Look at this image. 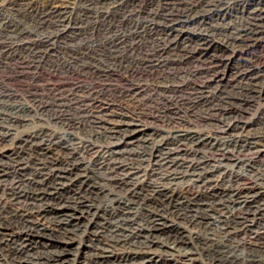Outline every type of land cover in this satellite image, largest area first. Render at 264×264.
I'll list each match as a JSON object with an SVG mask.
<instances>
[{"label":"bare ground","instance_id":"6f19581e","mask_svg":"<svg viewBox=\"0 0 264 264\" xmlns=\"http://www.w3.org/2000/svg\"><path fill=\"white\" fill-rule=\"evenodd\" d=\"M128 1L133 0H0V55L40 58L39 48L44 44L50 50L52 38L81 40L87 33L72 23L76 11L98 13ZM139 26L88 47L105 51L103 60L92 64L97 75L169 71L148 89L136 83L117 92L118 101L59 88L46 95L30 91L24 112L39 111L46 125L24 131L17 129L23 120L17 116L19 98L0 92V109L8 110H0V161L11 160L22 170L23 161L10 158L27 155L26 162L39 167L37 180L27 182L31 192L8 197L19 207L0 214V264H83L81 259L89 264H264V163L257 164L262 153L257 146L264 141V64L255 68L239 59V50L264 41V0H166ZM31 37L38 41L27 42ZM185 63L195 69L180 76ZM168 95L178 97L174 112L159 107ZM69 104L74 112L67 118L47 112ZM182 106L221 113L202 123L195 116L187 121L192 127H184ZM253 106L261 111L249 121L245 115ZM258 122L261 131L243 135ZM139 137L137 149L125 148ZM3 172L0 167V178L9 174ZM98 181L113 188H99L111 198L113 212L138 216L142 227L129 232L136 218L123 219L114 224L115 241L101 237L102 208L83 191ZM67 186L79 192L67 198L59 193ZM117 189L126 193L119 196ZM155 202L183 207L176 212L183 226L146 209ZM33 220L47 221L52 229L34 232L27 227ZM78 239L86 244L76 245Z\"/></svg>","mask_w":264,"mask_h":264},{"label":"rangeland","instance_id":"374dc122","mask_svg":"<svg viewBox=\"0 0 264 264\" xmlns=\"http://www.w3.org/2000/svg\"><path fill=\"white\" fill-rule=\"evenodd\" d=\"M165 1L166 0H160V1L133 0V1H128L126 4L122 5L121 7H118L117 9H107L98 13H94L92 11L90 14H83L80 11H76L79 12L76 13L78 17L76 19V17L74 16L73 18L74 22L72 23H79L78 26L83 27L85 29V32H87L85 33L84 36L81 37V40L69 41L67 39L66 40L63 39V37L56 36L55 38H52L50 42H48L50 46V50H47L49 48L45 49V47H43L44 44L42 45V47L39 48L40 51L44 52L40 58H32L26 53L11 57L0 55V92L8 91L10 93H13L16 97L19 98L18 100L21 106L20 107L21 109L18 110L19 113H17V116H19L23 120L19 122V127L17 128L18 131L32 130L34 127L36 128L40 125H44V126L46 125L44 121L42 120L40 121L39 111H37V113H31V114L24 112V110L27 109L26 106L28 105L29 102L27 93L30 91L44 90L46 95L49 89L59 88L61 91H65V92L73 91V90L78 91V93L81 95L87 92L109 95L110 96L109 99L113 98L112 100L118 101V99L116 98L117 92L127 90L132 85H136V83L148 89L149 88L147 87L148 84L151 83L153 80H158L161 79L162 76L164 77L168 75L169 71L166 69L163 70L156 69L146 73L142 72L137 74L131 72L126 73L124 71L110 70V72H108V74L106 75H97L96 72H94L95 69L93 68L92 64H96V60L98 61L103 60L105 51L102 48L88 47L89 45H97L98 41L104 39V37L119 34L124 31H125L124 33H128L127 31L133 29L136 24H138L139 26L143 22L145 23L146 21L154 18V15H156V13L160 11V7H163V3ZM170 1L189 3L192 0H170ZM65 4L66 3L63 4L58 3L56 5L63 7ZM11 20L12 21L14 20V23L19 22L18 21L19 19L12 18ZM33 37L35 39L38 38L36 36ZM33 37L27 39L26 41L27 42L28 41L30 42L32 40L34 41L35 39ZM133 38H134L133 41L137 43V45H139L140 44L139 38L136 39L135 37ZM37 41L38 40L34 42ZM64 43L71 45L72 48L71 49L65 48L63 46ZM243 49L239 50V54L241 53L239 59H245L251 61L252 66H254L255 68H260L263 66L264 41H261L260 43L254 45H250ZM234 58L237 59V57ZM194 69H195V65L193 63H185L181 66L180 76L182 75L186 76L187 73L192 72V70ZM185 89H187V87H185ZM168 96L169 99L168 98L167 100L160 99V101H158V103H160L159 107H163L165 109H169L170 111L174 112L176 107L174 106L176 105V103L174 102L177 101L178 97H176L177 95L176 96L168 95ZM20 101L23 103H21ZM1 108H2L0 109L1 112L8 111L5 110L3 107ZM48 109L49 111L47 112L53 113L57 111L58 113L64 115L65 118H67L71 116L72 113L74 112V105L69 104V106H65L62 108L48 107ZM260 111H261L260 107L253 106L249 114H246L245 117L247 118V120L250 121L251 119L256 118L259 115ZM220 113L221 112L219 111L212 113H204L203 110H201L200 108L182 106L180 107L179 119L183 121L181 122V125H184V127L186 126L192 127L191 125L188 124L187 121L192 120L195 116L196 118L199 119V123L200 122L202 123V121L204 120L206 121V120H213L215 118H218L219 117L218 115H220ZM247 120L245 119V122ZM260 129H261V124H259L258 122L257 124H254L252 126L250 125L249 128L245 129L243 135L247 136L254 132L261 131ZM203 133L209 136L213 135V131L211 130H205ZM140 137L136 139L137 141L134 140V142L131 145L125 148L133 149V150L137 149V146H139L142 143V139L145 136H143V138L141 137L142 139ZM154 138L156 140L160 139L159 137H155V136L153 137V139ZM257 148L260 149V151H262L261 157L257 159V164L259 165V163H264V141L259 142ZM14 155L10 159L13 160L18 159L23 161L22 167H24L25 169L17 170L21 166H17L16 163H14L13 161L12 163L11 160L8 159H4L0 161V167H2L4 171L3 173L5 172L9 173L8 176L0 178V214L5 216L6 214H11V212H13L15 209L19 207V204L17 202L8 203V197H10L13 193H18L19 191L21 193L31 192L32 190L29 188L27 182L29 180H37V178H35L36 175L34 174V172L36 169L39 168L38 166L26 162L27 160L25 156L27 155H18V154L17 155L14 154ZM232 163L233 162H225V164L223 165H228ZM239 167L240 166L237 165V167H234L233 169L238 170ZM217 177L219 178V175H217ZM221 177L223 176H220V178ZM101 187H107L110 189L112 188L111 186L105 185L103 184V182L98 181V184L94 185L93 188L84 187L83 191H85L88 194L90 199L93 201L94 205L101 206L102 208L100 213L101 217L98 219L97 224L100 225L98 231H101L102 233L101 237L103 239H107L109 241H115V238L111 239V237L113 236L114 224L116 225V222L119 220L136 218L135 225H132V227L129 229L127 228L129 232H133L135 231L134 229L143 226V223L139 221L138 216L134 214L120 215L116 210L113 212L112 208H115V205L110 202L111 198L105 197L103 194L100 193L99 190L101 189ZM77 191H78L77 187L71 188L67 186V190L60 191L59 193L64 194V196L65 197L67 196V198H71L79 192ZM115 191L119 196H123L124 193H126V190L117 189ZM103 208H107L106 209L107 211H104ZM146 209L161 217H164L165 219H167L168 222H172L183 226L182 225L183 223L181 221L182 218L176 215V212L178 210L179 212H182L183 207L168 206L166 203L159 205L158 202H155L151 204L149 203ZM27 227L31 229L33 228L34 232L36 231L40 232L46 228L52 229V226L47 221L43 222L39 220H33V222L30 221ZM188 230H191V228H188ZM30 235L33 236V238L36 237L38 238V235L36 234H30ZM85 240L82 239L81 241L80 239H78L76 241V245L77 243L80 244V241L82 246L85 245L86 244L85 242L87 241ZM118 249L119 248L115 247V250L118 251ZM81 260L80 263L89 264L87 263L86 260L84 261ZM203 261L205 262V259H203Z\"/></svg>","mask_w":264,"mask_h":264}]
</instances>
